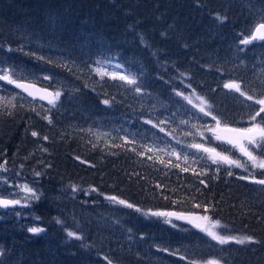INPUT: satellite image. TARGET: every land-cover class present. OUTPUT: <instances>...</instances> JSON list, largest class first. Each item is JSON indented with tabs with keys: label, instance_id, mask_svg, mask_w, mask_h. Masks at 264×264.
<instances>
[{
	"label": "trees",
	"instance_id": "trees-1",
	"mask_svg": "<svg viewBox=\"0 0 264 264\" xmlns=\"http://www.w3.org/2000/svg\"><path fill=\"white\" fill-rule=\"evenodd\" d=\"M260 23L264 0H0V67L60 92L50 108L20 92L0 97V171L39 192L26 218L0 219V264H200L224 251L230 264H264V185L254 182L264 170L212 131L213 116L220 129L254 123L264 40H241ZM97 68L137 85L101 78ZM196 144L248 170L214 164ZM136 209L201 213L253 242L207 248L216 242L197 228L171 231ZM115 220L118 231L133 226L145 236L140 253L128 258L127 246L115 244ZM162 236L176 254H161L164 244L153 239Z\"/></svg>",
	"mask_w": 264,
	"mask_h": 264
},
{
	"label": "snow or ice",
	"instance_id": "snow-or-ice-1",
	"mask_svg": "<svg viewBox=\"0 0 264 264\" xmlns=\"http://www.w3.org/2000/svg\"><path fill=\"white\" fill-rule=\"evenodd\" d=\"M253 40H264V23H260L254 30V33L248 37V38H243L241 40L242 44H249ZM119 67V65H117ZM97 73L103 78L104 76L111 75L112 79H119L122 81H125L129 85H137V81L135 78L126 76V75H117L115 73L109 74L106 70L97 68L96 69ZM0 80L6 81L9 84H14L17 88L23 89L25 92H28V95L30 96H35V93L33 91H30V88H35V85H29V84H24L18 82L16 79L12 78V71L9 69H0ZM47 79V77H45ZM224 87L227 89H234L236 92H240L241 95H246L244 92H241L240 85L235 82H229L224 84ZM135 91L139 92L140 88L139 86L135 87ZM37 92H45L46 95L41 96V99H48V103L52 104L53 107L56 105V101L58 100L60 96V92H47L45 89H36ZM177 95H183V93H177ZM247 99L253 100L252 96H247ZM104 104H109L110 101L105 99L103 101ZM191 103V101H189ZM256 104L261 105V107L254 113L252 114L249 119L250 121L254 122L251 124L249 127H244V128H229V127H224L223 129H220V121L216 119L215 116L212 117L213 120L216 121V129H213L212 131L214 132L216 139L217 140H222L224 143L227 145H231L232 148L238 149L239 152L247 157V160L250 162L251 167L253 168H259L264 170V117L261 116L262 113H264V99H259L255 100ZM14 107V105H13ZM201 112H204L205 115H211L210 112H205V109L203 107L200 108ZM257 117H260V121H257ZM46 119H49L48 117H45ZM49 122L51 123V120L49 119ZM151 123V121H149ZM217 132H223L225 135H219L216 134ZM32 136H37L38 133L33 131L31 133ZM44 139H47V137H44ZM192 147L196 148L198 151H203L208 155V159H211L214 164L220 165H228V166H235L237 168H245V171H247V167L245 164H242L239 160L237 159H232L230 156L225 155L223 152H217L215 148L211 147H205L204 145L201 144H196L192 145ZM231 149H225V151H230ZM259 153V155L254 154V153ZM185 159H187L185 157ZM4 166L0 164V168H3ZM5 171L7 169H4ZM184 171H187L188 169H183ZM219 168H217V171ZM229 175H232L231 172L228 173ZM39 175V173H37ZM245 178V177H242ZM255 183L264 185V179L260 180H255ZM203 183V181H201ZM22 190L30 194L29 198L32 199H39L38 196H36L35 191L30 188L28 185H22L21 186ZM108 199L116 201L119 204L126 205L129 208H133L134 205L128 204L124 200H117L116 197H109ZM20 200H8V199H0V207H9V206H14L20 204ZM200 205H196V207H199ZM205 210H207V206L205 207ZM136 211H140V209H136ZM153 215H177L175 213H153ZM177 218L179 219H184L185 217L177 215ZM195 220H200V221H207L209 218L207 216L203 217H196ZM194 223L195 227L201 228L202 231L206 232L209 236L212 237L213 240H216L219 244L224 245L228 243L235 242L236 244H245V243H252L253 238L250 236H244L241 238H237L235 236L231 235H220L215 231H212L208 227H205L199 223H195V221H192ZM57 223H61V221H57ZM220 226L219 221H215L212 223V228H216ZM29 232L33 234L40 233L44 231L42 228L38 227H33L28 229ZM68 237L74 238L77 240H82L83 237L78 235L76 232L68 231L67 232ZM3 253H0L2 255ZM107 259V258H106ZM108 264H111V261H108ZM195 264V262H193ZM206 264H220L219 260L213 259L210 261H207Z\"/></svg>",
	"mask_w": 264,
	"mask_h": 264
},
{
	"label": "rangeland",
	"instance_id": "rangeland-1",
	"mask_svg": "<svg viewBox=\"0 0 264 264\" xmlns=\"http://www.w3.org/2000/svg\"><path fill=\"white\" fill-rule=\"evenodd\" d=\"M0 69H9L12 71V78L16 79V80H21V78L18 75H15V71L11 68L5 67V68H1ZM2 74V73H0ZM4 83L7 84L6 87H4ZM17 90V92H16ZM18 89H15V85L14 84H9L6 81H2L0 80V97H6V95H9L11 93H18ZM199 102H201L199 100ZM44 108H50L53 105L52 104H43ZM235 149V148H234ZM237 151H239L238 149H236ZM242 156V155H241ZM246 160V159H244ZM248 162V160H247ZM243 164V163H242ZM251 167V166H250ZM257 169V168H255ZM22 185H28L30 188H32L35 191L36 196H39V192H37V189L32 186L30 183L25 182V181H20L17 178H14L12 176L8 177L4 172L0 171V197H8V198H12L13 200H20L21 203L18 204L17 206V210L16 209H2V211L0 212V219H13L14 217H18V218H26L28 215L25 214L24 209L28 206L29 202H33L34 199L29 198L30 194L25 193L21 186ZM112 203V201L110 202ZM110 208L113 209L112 204H109ZM118 206L122 207V208H126V205H122L118 203ZM105 210H107V206L104 207ZM137 213L140 212L142 214L141 217L143 218L144 221H148L150 222V220H158L160 222H162V225H165L164 227L169 228L171 231L173 230H182L184 231H189V227L188 226H192L193 228H197L198 230L202 231L201 228L195 227L194 224L190 225L187 224L186 222L183 221V219H179L177 218V215H153V213H167V212H159V211H136ZM88 213V217L90 216V212ZM27 215V216H26ZM181 216V215H180ZM204 216V215H203ZM208 217V216H207ZM93 219H97V217L95 215H92ZM209 220L207 221H202L201 225L208 227L209 229H211L212 231L217 232L220 235H230L229 230H227L226 227L224 226H219L216 228H212V223L215 222L213 219H211L210 217H208ZM110 219H114V218H110ZM117 223V221H111L108 222L109 223V228L111 229V234L110 236H112L114 238L115 244L118 243L120 244V246L125 247L127 246L123 252L126 254V256L129 258L131 255L134 254V252L136 253H140L141 247L145 246L144 244V239L145 236L141 235L139 237L136 229L133 226H128L127 231L124 229V233L120 232L117 230V226L113 227L112 223ZM188 226H187V225ZM204 233V238L207 241V243H209V239H211L212 241L216 242V245H212L213 242H210L209 244L206 245L207 248L209 247H215L217 245H219V243L216 240H213L211 236H209L206 232L202 231ZM119 235H123L125 237V239H123L121 236ZM232 236V235H231ZM161 239H163V243L159 242L157 243V241L155 239H153V241L155 242V244H164L163 252H161V254H165V255H174V253L176 254L177 251H174L175 247H170V244H168V241L165 240V238L162 236ZM231 244V243H228ZM158 246V245H157ZM122 251V250H121ZM225 256H223V254H221L219 252V254H215V253H209L208 257L205 259L202 258H198L197 260H199L200 264H206L207 261L216 259L220 261V264H230L229 259L231 256V253L229 251H224ZM155 257H158L155 256ZM162 257V256H161ZM164 258V256L162 257ZM166 259V258H165Z\"/></svg>",
	"mask_w": 264,
	"mask_h": 264
},
{
	"label": "water",
	"instance_id": "water-1",
	"mask_svg": "<svg viewBox=\"0 0 264 264\" xmlns=\"http://www.w3.org/2000/svg\"><path fill=\"white\" fill-rule=\"evenodd\" d=\"M20 83H24V84H29V85H35V88H30L29 90L30 91H33L35 93V96H30L28 95V92H25L23 89L21 88H17L21 91V93L23 95H25L28 99H32L34 101H38V102H43V103H48V99H41L40 97L43 96V95H46L45 92H37L36 89H45L47 92H51V93H55V89L54 88H50V87H47V86H43V85H39L37 83H34L32 81H26V80H22V81H19ZM0 199H8V200H13L12 198H7V197H0ZM16 205L14 206H9L7 208L5 207H0V208H3V209H11V208H14ZM184 219L183 221H188L190 223H193L192 221H195V223H199L201 224L202 221L200 220H195L196 217H203V215L201 213H197L196 215H184Z\"/></svg>",
	"mask_w": 264,
	"mask_h": 264
}]
</instances>
